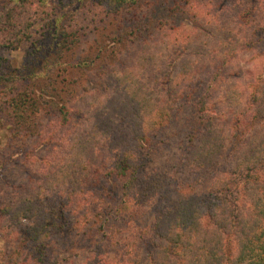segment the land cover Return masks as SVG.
Returning <instances> with one entry per match:
<instances>
[{
	"label": "trees",
	"instance_id": "obj_1",
	"mask_svg": "<svg viewBox=\"0 0 264 264\" xmlns=\"http://www.w3.org/2000/svg\"><path fill=\"white\" fill-rule=\"evenodd\" d=\"M135 2L8 0L0 4V50L27 43L20 67L0 55V130L7 132L6 144L0 140V177L14 156L28 159L22 141H36L35 149H68L67 157L54 164L37 156V160L48 163V168L37 175L39 182L29 178L28 172L26 185L20 187L23 195L17 202L0 206V217H5L8 226L5 232L16 235L18 247L27 250L19 251L20 263L61 264L70 257L73 261L80 258L76 264H264V123L254 126L245 122L240 126L238 121L226 136L213 123L216 114L205 109V99L199 97L193 126H188L191 137L184 160L196 172L213 169L215 181L221 183L209 187L196 203L181 199L164 204L144 224L140 221L142 215L148 213L149 205L166 196L170 177L174 183L179 182L173 173H148L160 142L151 138L167 126L165 121H157L162 117L159 110L146 125L148 132L141 127L131 147L122 146L115 167L101 173L103 180L97 173L92 175L101 142L97 138L110 130L108 118L98 117L100 124L94 130L82 132L74 123L79 108L71 104L91 72L112 62L105 44L114 42L116 36L109 35L105 41L102 38L82 54L87 32L79 20L82 10L89 6L104 7L117 15ZM73 5L77 6L69 13ZM246 9L254 11L253 6ZM247 15L240 13L237 18ZM144 18L145 22L151 20L147 15ZM130 30L134 37L140 32L133 26ZM222 42L212 50L214 54L222 53L224 44H232L233 40L227 35ZM121 82L130 98L142 100V107H147L148 99L141 87L130 79L131 88ZM130 109L139 120V110L132 104ZM44 117L50 118L49 127L42 125ZM52 118L59 127H52ZM60 129L62 136L56 142L53 132L57 136ZM232 130L247 137L226 153ZM220 158L230 161L229 167H219ZM81 171L83 178L78 176ZM90 178H95V197L82 189ZM196 204L202 208L200 211ZM69 206L87 213L85 222L89 226L82 232L86 243L80 247L81 253H73V248L80 241L76 236L82 224L68 217ZM64 231H71L74 238L60 241L58 236Z\"/></svg>",
	"mask_w": 264,
	"mask_h": 264
},
{
	"label": "rangeland",
	"instance_id": "obj_2",
	"mask_svg": "<svg viewBox=\"0 0 264 264\" xmlns=\"http://www.w3.org/2000/svg\"><path fill=\"white\" fill-rule=\"evenodd\" d=\"M6 2L8 0H0V4ZM76 6H71L69 13L74 12ZM252 6L254 11L249 12L246 7ZM240 13L248 15L243 19L237 18ZM145 15L151 20L145 22ZM80 19L84 32H87L86 42L81 45L82 54L87 52L86 49H93L102 38L105 41L109 35L116 36L114 42L110 40L104 43L112 62L91 72L89 79L84 80L77 90L74 105L71 104L79 108L74 123L82 132L94 130L100 124L98 117L108 118L106 123L110 125V130L97 138L98 143L101 142L96 149L94 162L98 161L92 175L97 173V177L103 180L101 173L115 167L122 146L126 144L131 147L133 139L141 134V127L148 132L146 125L151 124V116L159 110L162 117L157 121H165L167 126L151 138L160 142L154 160L149 163L148 173H173L179 182L174 183L170 177L166 196L149 205L148 213L140 216V221L147 223L166 203L173 204L181 199L196 203L209 187L214 188L221 183L215 181L213 169L196 172L184 160L189 149L191 134L188 126L192 127L194 123L196 100L199 97L205 99L204 108L216 114L213 123L226 136L230 127L238 121L240 126L245 122H251L254 126L264 123V0H136L117 15L104 7H86ZM132 26L140 31L136 37L130 30ZM34 27L38 28V25ZM227 35L233 43L227 42L222 53L214 54L212 50L223 44L222 37ZM26 48L27 43L24 42L16 49H1L0 55L8 58L13 66L20 67ZM129 79L141 87L148 99L147 107H142V100L130 98L129 92L124 90L121 81L131 88ZM131 104L135 110H139V120L131 114ZM49 121L50 118H41L44 127L50 126ZM51 123H54V129L60 125L55 119ZM61 131L57 136L53 132L54 141H59ZM231 133L226 153L247 137V134H236L234 130ZM6 137L7 132L0 130V140L4 145ZM22 143L28 150V159L23 155L14 156L13 162L3 170L0 177V206L17 202L23 195L20 187L26 185L28 172L29 178L38 180L37 175L48 168V163L37 160V156L51 160V164L67 157L66 146L53 150L49 147L35 149L34 140L27 139ZM217 162L221 168L229 167L231 163L224 161V158ZM78 176L83 178V172H79ZM94 181L95 178H90L82 187L89 190L91 197L96 194ZM196 206L199 211L202 209ZM68 209L71 213L67 215L71 221L77 219L82 224L76 236L80 241L73 248V253H81L80 247L86 243V234L82 232L89 226L85 222L87 213L80 207L74 211L72 206ZM5 222V217H0V264H21L19 251L27 250L18 247L16 235L11 233L9 236L5 232L8 227ZM92 227H96V222ZM73 236L71 231H64L58 239L72 240ZM68 258L70 261L65 258L61 264H76L80 260Z\"/></svg>",
	"mask_w": 264,
	"mask_h": 264
}]
</instances>
